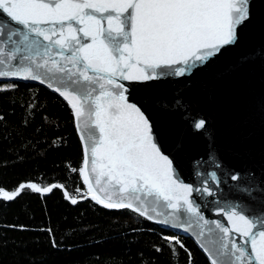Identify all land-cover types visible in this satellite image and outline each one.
<instances>
[{
    "label": "snow or ice",
    "instance_id": "1",
    "mask_svg": "<svg viewBox=\"0 0 264 264\" xmlns=\"http://www.w3.org/2000/svg\"><path fill=\"white\" fill-rule=\"evenodd\" d=\"M256 20L255 0H0V94L18 91V82L45 86L70 111L82 147L80 167L65 164L81 181L75 194L65 183L26 180L0 186V204L60 190L73 205L91 201L190 233L209 264H264V173L225 166L214 129L188 97L194 78L240 47ZM257 59L264 47L230 67ZM168 82L180 86L171 99L159 94ZM38 100L27 104L30 115ZM152 110L180 113L206 139V157L193 164L195 183L177 173L183 135L166 149L172 132L157 125ZM203 208L227 223L207 219ZM161 239L154 251L166 246L178 258L183 250L193 264L177 235Z\"/></svg>",
    "mask_w": 264,
    "mask_h": 264
},
{
    "label": "trees",
    "instance_id": "2",
    "mask_svg": "<svg viewBox=\"0 0 264 264\" xmlns=\"http://www.w3.org/2000/svg\"><path fill=\"white\" fill-rule=\"evenodd\" d=\"M18 84V91L0 94V186L12 189L21 181L42 179L65 183L75 194L82 184L65 164L80 167L82 147L70 111L45 86ZM37 96L40 107L30 115L26 106ZM54 142L61 146L52 148ZM49 228L58 248L51 247ZM173 234L192 253L193 264H209L189 236L127 210L104 209L85 200L73 205L60 190L0 204V264H187L183 250L177 258L166 246L162 253L152 248L153 243L164 244L162 235Z\"/></svg>",
    "mask_w": 264,
    "mask_h": 264
},
{
    "label": "water",
    "instance_id": "3",
    "mask_svg": "<svg viewBox=\"0 0 264 264\" xmlns=\"http://www.w3.org/2000/svg\"><path fill=\"white\" fill-rule=\"evenodd\" d=\"M255 11L256 24L248 38L210 69L197 75L188 97L195 111L205 117L214 129L224 165L237 171L251 168L260 174L264 173V59L244 64L237 70L230 67L241 56L264 47V4L259 0H255ZM178 87L174 82L162 84L159 94L171 99ZM142 94L138 91L137 98ZM152 114L158 126L172 132V136L165 139L166 149L170 147L175 134L183 135V152L176 156L177 173L184 182L195 183L193 164L201 157H206V139L193 133L180 113L167 114L152 110ZM224 195L229 196L227 188L224 189ZM203 211L207 219H219L227 223L222 216L215 214L214 208H203ZM167 229L189 236L197 244L190 233Z\"/></svg>",
    "mask_w": 264,
    "mask_h": 264
}]
</instances>
